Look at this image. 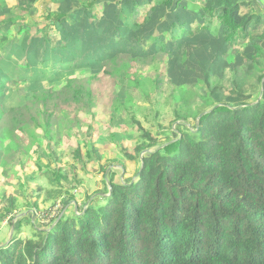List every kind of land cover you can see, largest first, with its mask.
Segmentation results:
<instances>
[{
  "label": "trees",
  "instance_id": "obj_1",
  "mask_svg": "<svg viewBox=\"0 0 264 264\" xmlns=\"http://www.w3.org/2000/svg\"><path fill=\"white\" fill-rule=\"evenodd\" d=\"M39 1L0 0V55L21 49L19 44L35 54L33 42L43 39L56 52L54 63L65 64L57 50L67 49L66 40L52 31L55 23L70 19L69 12L51 11L39 22ZM72 1L78 2L73 15L86 17L77 20L74 31L85 35L81 25L99 26L106 0L62 2ZM166 6L183 9L176 15L183 21L174 18L164 25L160 11ZM221 13L238 16L237 27L224 35V54L241 56L240 63L224 67L215 84L208 71L197 82H173V59L185 39L204 32L218 39ZM189 15L193 20L184 21ZM118 16L144 32L160 28L145 34L154 41L151 53L133 56L98 47L105 53L97 63L101 69L75 67L61 89L35 88L15 105L3 97L15 86L17 93H27V79L0 73V218L12 222L19 198L36 193L31 187L36 168L55 187L50 195L60 198L67 179L63 153L82 160L86 153V159L101 161L93 136H85L86 119L111 130L119 119L135 129L132 151L110 131V143L118 144L130 164H139L133 180H105L97 203L89 196L79 213L62 215L51 229L29 221L36 237H19L20 223L12 240L0 246V264H264V0H142L120 8ZM78 47L90 54L84 43ZM36 57L46 65V51ZM133 65L148 73H132ZM121 77L127 82L123 95L116 88ZM137 110L144 119L148 111L157 120L172 113L169 127L157 124L167 137L152 134ZM119 166L126 169L122 161ZM61 202L60 212L69 201Z\"/></svg>",
  "mask_w": 264,
  "mask_h": 264
},
{
  "label": "rangeland",
  "instance_id": "obj_2",
  "mask_svg": "<svg viewBox=\"0 0 264 264\" xmlns=\"http://www.w3.org/2000/svg\"><path fill=\"white\" fill-rule=\"evenodd\" d=\"M62 1L63 0H40L36 4L35 10L37 14L36 18L39 22H43V15L48 12L56 10L69 12L70 19H66L64 21L65 24H62V22H60L61 24L55 23L56 26L52 31L53 33L54 31L58 33V35L55 34L57 39L66 40V50L68 51H64L62 48H58L57 50V53H62L66 63L62 65L54 63L56 52L51 51L46 42L42 43L43 39L33 42L32 50L35 51L36 56L38 51H46L48 60L46 61L47 63L45 66L40 65L39 59L30 48L24 49L26 48L25 45L19 44L21 49H14L12 54L6 55L5 57L0 55V73L4 75L6 79H16L20 77H25L27 79V93H17V86H15L9 93L7 92L5 94L3 100H5L8 105H15L24 102V100L28 98L31 90L41 86H49L53 84L55 89H61L65 84L67 77L66 74L68 73L67 71L72 74L75 67L87 68L96 66L97 63H99V60L105 55V53L99 54L98 47L108 48L110 51L115 52H127L133 56L151 53L149 51H152V49L149 44L154 41L150 40L147 35L160 28L158 26H151L150 29L144 32V30L132 28L129 19L122 21L118 16L120 8L128 7L130 4L136 2L141 3L142 0H130L129 5H125L124 2L119 4L116 0H106L103 5L102 18H99V26L90 27L88 24L81 25L87 30L85 35H82V32H77L73 29L77 20L80 23L86 21V17L84 16L80 19L79 16L73 15L74 10L76 9L74 6H78V2L76 1L73 3L72 1L67 4ZM160 13L164 15L161 18V22L168 27L174 18L183 21L184 16L176 15L177 13L183 14L185 11L181 8H175V6H166L161 9ZM193 17L194 15L185 16L184 21H192ZM219 18L222 19V31L220 32L218 39L207 32L193 38L185 39L182 48H180L179 54L173 59L174 61L172 60L173 64L170 76L172 77L173 82H197L203 77L204 72L208 71L213 74L211 82L212 84H215L219 82L224 67H233L240 63L241 56L234 58L228 54H224L228 41L224 38V35H230L231 30L237 27L238 16H228L221 13ZM30 20L32 21V19ZM49 24H52V21ZM157 31L153 34L155 35ZM117 33L120 35L118 39L116 38ZM166 35L168 36L169 32H167ZM24 37H26V35H24ZM21 41L24 42V39ZM83 43L88 47L90 54L83 53L84 51L78 47V45L82 46ZM93 63H95V65L89 66ZM95 68L99 70L101 69V65H97ZM130 71L132 73L139 71V73L144 75L148 73L147 69L143 67L137 68V66L134 65ZM202 79H204V77ZM120 80L121 83L117 84L116 88L118 92L120 91L119 94L123 95V90H125L127 82H124L123 77H121ZM163 85L162 89L164 90L167 85ZM142 104L143 107L148 105L146 103ZM8 105H6V107H8ZM98 111L100 113L102 112L99 108ZM137 112V115L141 118L144 126L152 131V134L158 136L161 140L167 137L166 135H162L163 130L160 129L157 124L160 123L169 127L170 120L173 118L172 113L168 112L166 116L164 115L157 120L149 111L148 113L146 112L148 119H144L141 115L142 113H139V110H137ZM101 117H103L102 114ZM116 121L117 122L114 123L113 129L111 130L97 126V122L92 118L85 120L87 123L85 126V136H87V138L93 136L92 138L94 142L98 144L100 148L99 153L102 154L103 158L101 161H97L95 158L90 160L86 159L87 154L83 153L84 160H82L75 158L74 155H69V153H63V155H61V166L63 174L66 175L67 179L65 180L66 189L64 190L62 197L58 198L54 194L53 196L50 195V192L53 191L55 187L51 185L49 178L44 175L43 171L36 168V175L38 178L31 184V187L36 190V193L32 196L33 198H19V214L12 219V222L9 218L4 220H1L0 218V246L9 242L10 231L14 230L13 224L15 226V233L18 232L16 229H19V224L21 223L19 237L27 239L37 236L29 221L33 220L37 225L40 219L37 216L31 217L32 211L35 210L33 209L30 211L32 208H36V210L39 211H48L58 202L63 200H66L67 202L68 200L69 202L61 212V215L67 216L79 213L76 210H79L88 202L89 196H93L91 200L96 203L100 200L101 192L105 191V180H107L108 184L110 183L109 179L112 178V176H115L116 180H124L126 182L133 180L139 164H130L126 158L121 155L118 144L110 143V131H113L117 136L116 138L118 141L123 138L125 144H129L130 146L129 151H132L133 146L135 145L133 140V130L135 129L127 128L123 123H120L119 119ZM166 130L164 131L166 132ZM172 134L175 137L177 132L174 131ZM85 141H88V139H85ZM67 142L70 148H73L74 150V144L70 141ZM117 156H120L122 158L121 161L126 164L125 170H122L121 166H119L121 161L117 162L115 159ZM44 167H46V165ZM104 170H106V173L103 172ZM70 199H74V201H70ZM36 201L37 205L34 204ZM26 214L29 215L32 220L27 219L25 221H20L19 219ZM52 224H45L42 226L37 225V227L41 229L49 228Z\"/></svg>",
  "mask_w": 264,
  "mask_h": 264
},
{
  "label": "built area",
  "instance_id": "obj_3",
  "mask_svg": "<svg viewBox=\"0 0 264 264\" xmlns=\"http://www.w3.org/2000/svg\"><path fill=\"white\" fill-rule=\"evenodd\" d=\"M63 205L62 202H58L56 206L50 208L48 211H39V210H33L32 211V216L33 217H39L40 224H50L53 221H55L59 215H60V210L62 209Z\"/></svg>",
  "mask_w": 264,
  "mask_h": 264
},
{
  "label": "water",
  "instance_id": "obj_4",
  "mask_svg": "<svg viewBox=\"0 0 264 264\" xmlns=\"http://www.w3.org/2000/svg\"><path fill=\"white\" fill-rule=\"evenodd\" d=\"M206 112H204V113H202L201 115H200V117H202L204 114H205ZM199 117V118H200ZM199 126V123H197V127ZM61 217H62V215H60V217L52 224V227L53 226H55L56 224H57V222L61 219ZM52 227H50L49 229H51ZM13 235H14V230L12 231V233H11V237H10V239H9V242L12 240V238H13ZM9 242H7L6 244H8Z\"/></svg>",
  "mask_w": 264,
  "mask_h": 264
},
{
  "label": "crops",
  "instance_id": "obj_5",
  "mask_svg": "<svg viewBox=\"0 0 264 264\" xmlns=\"http://www.w3.org/2000/svg\"><path fill=\"white\" fill-rule=\"evenodd\" d=\"M77 210H78V209H77ZM77 210H76V211H77ZM32 222L34 223V226H35V227H37V225L42 226V224H40L39 222H38L37 225L35 224V222H34L33 220H32ZM13 227H14V230H15V226H14V224H13ZM16 230H17V229H16ZM11 233H12V231H10V236H9V238L11 237Z\"/></svg>",
  "mask_w": 264,
  "mask_h": 264
},
{
  "label": "clouds",
  "instance_id": "obj_6",
  "mask_svg": "<svg viewBox=\"0 0 264 264\" xmlns=\"http://www.w3.org/2000/svg\"><path fill=\"white\" fill-rule=\"evenodd\" d=\"M60 215H61V214H60ZM60 215H59V217H60ZM59 217H58V218H59ZM58 218H57V219H58ZM57 219H56V220H57ZM54 222H55V221H54ZM54 222H52V223H54ZM39 223H40V221H39ZM52 223H50V224H52ZM42 225H43V224H42ZM47 225H49V224H47ZM9 239H10V238H9ZM5 244H6V243H5ZM3 245H4V244H3Z\"/></svg>",
  "mask_w": 264,
  "mask_h": 264
}]
</instances>
